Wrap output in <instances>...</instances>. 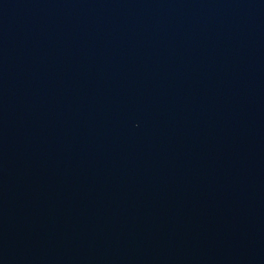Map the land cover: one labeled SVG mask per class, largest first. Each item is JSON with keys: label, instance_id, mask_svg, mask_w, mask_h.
Listing matches in <instances>:
<instances>
[{"label": "water", "instance_id": "95a60500", "mask_svg": "<svg viewBox=\"0 0 264 264\" xmlns=\"http://www.w3.org/2000/svg\"><path fill=\"white\" fill-rule=\"evenodd\" d=\"M0 264H264V0H0Z\"/></svg>", "mask_w": 264, "mask_h": 264}]
</instances>
